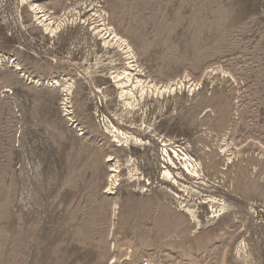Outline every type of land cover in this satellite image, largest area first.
<instances>
[{"label":"rangeland","instance_id":"1","mask_svg":"<svg viewBox=\"0 0 264 264\" xmlns=\"http://www.w3.org/2000/svg\"><path fill=\"white\" fill-rule=\"evenodd\" d=\"M35 1L74 17L51 36L0 0V264H264V0ZM104 23L138 73L182 84L128 107L112 76L129 59ZM104 117L128 120L154 153L116 147ZM168 139V154L201 162L199 190L227 214L202 204L198 228L180 212L201 195L173 199L159 181ZM130 156L149 183L129 181Z\"/></svg>","mask_w":264,"mask_h":264},{"label":"bare ground","instance_id":"2","mask_svg":"<svg viewBox=\"0 0 264 264\" xmlns=\"http://www.w3.org/2000/svg\"><path fill=\"white\" fill-rule=\"evenodd\" d=\"M19 1L21 4H23V6L27 7L29 12L32 13L35 21L37 22V26L39 25L40 27H42L47 32V34L51 36H54L56 34V32L62 27L66 20L68 21L70 17H74L73 9L71 8L72 5L68 9H66L61 16H55L45 10L35 0ZM94 12V15L101 17V12H99V14H97L98 11ZM102 29L106 31L105 34H107L108 37V39H106L107 37L105 38V43H110L116 45L121 49H124V52L128 56L129 69L122 70V72H116V74L112 76L114 78V82H116V86L120 89V97L125 100V104L128 107H133L132 102H130L131 99H133L134 101H138L140 98H143L145 95L149 94V92L157 94L172 89L173 85L179 86L182 84V81L180 79L177 81H170L165 84L156 83L155 81L145 77L144 73H138L136 71V67H139V65L133 63L134 60L132 58H134L135 55L128 42L107 24L105 25L104 23V27ZM211 70L214 71V68H212ZM46 83L51 86L54 85L61 87L60 81L58 79H49L46 81ZM64 87L65 86H63V88ZM71 87V82H68L67 89L65 90V95L67 96L65 107H69L67 106V101ZM137 96L139 97V99ZM104 119L105 122L103 134L109 136L113 140L112 143H114L116 147L127 149H131L132 147H137L140 149L149 148L150 150H152V153H154L155 145L153 142H151L149 139L147 142V139L139 137L132 131L124 129L128 120L125 121L122 118H114V120L121 119V121L115 123V121H113V119L110 117H104ZM123 125H125L124 128ZM142 125L147 126V128H153V124L150 123L146 125L144 119ZM162 143H164L163 145H165V148L162 147L164 148L162 149V151H164V156H167V159L169 160V163L172 165V167L164 166L158 174V179L159 181L167 185L168 191L172 194L171 198L182 199L184 198V194L191 195L192 192L195 193V195H201L200 197H197L192 205L185 204L184 208L181 209L180 212L188 216L193 224L198 228H201L202 226V220L199 216V208L200 206H202V204H208V206L211 207V210L209 209L210 211H208V213H212V216L214 217L218 216V219H220L224 214H227L230 211V204H228L224 199L216 198L213 196H202L203 194L199 190V186H207L208 178L203 173L201 162L196 159L192 160L191 156H187V154V158L185 160H179L178 152L176 151V149H174L175 147L172 148V152L174 153L173 156L167 153V146H171L174 141L172 142V140L168 139L162 140ZM225 150L226 147L221 148L222 152H224ZM229 155L230 153H227V160L230 159ZM173 158H176L177 160H174ZM127 163H129V181L134 182L143 180L149 183V179H146V177L139 171L138 163L134 162L133 157L130 156V158L127 159ZM112 166V169L110 168V174L108 175L111 178L110 180L107 179L110 189H112L113 185L117 183L120 176L119 172L122 168L118 160H115ZM183 168L186 169L187 174L182 170ZM180 193L183 194L180 195ZM116 210L114 208V212ZM236 254L238 257H245V254H242L239 250L236 251Z\"/></svg>","mask_w":264,"mask_h":264}]
</instances>
